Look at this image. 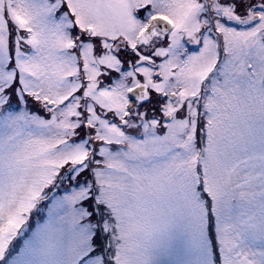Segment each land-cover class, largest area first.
Masks as SVG:
<instances>
[{
    "label": "snow or ice",
    "instance_id": "obj_1",
    "mask_svg": "<svg viewBox=\"0 0 264 264\" xmlns=\"http://www.w3.org/2000/svg\"><path fill=\"white\" fill-rule=\"evenodd\" d=\"M0 264H264V0H0Z\"/></svg>",
    "mask_w": 264,
    "mask_h": 264
}]
</instances>
